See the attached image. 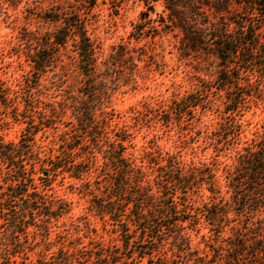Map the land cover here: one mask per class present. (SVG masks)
Listing matches in <instances>:
<instances>
[{"label": "trees", "instance_id": "trees-1", "mask_svg": "<svg viewBox=\"0 0 264 264\" xmlns=\"http://www.w3.org/2000/svg\"><path fill=\"white\" fill-rule=\"evenodd\" d=\"M47 1L36 14L47 30L30 34L21 52L30 69L14 86L0 79V131L7 118L25 125L17 142L0 133V264H264V130L239 144L244 113H264V0ZM129 5L139 11L127 40L101 53L91 37L96 10L105 9L112 24ZM65 50L78 79L70 91L61 90L59 77L42 82ZM165 53L191 67L196 91L135 112L133 127L215 114L214 99L200 93L210 78L208 88L224 102L215 124L190 136V145L202 140L201 152L210 151L198 166L160 153L131 158L128 128H109L111 96L134 89L139 64L149 67ZM50 91H60L61 100L50 101ZM58 126L65 130L57 148H34L38 132ZM231 156L219 184L220 158ZM58 178L91 196V215L117 243L92 238L97 232L87 221H64L72 206L53 191ZM203 191L196 205L192 196Z\"/></svg>", "mask_w": 264, "mask_h": 264}, {"label": "rangeland", "instance_id": "rangeland-1", "mask_svg": "<svg viewBox=\"0 0 264 264\" xmlns=\"http://www.w3.org/2000/svg\"><path fill=\"white\" fill-rule=\"evenodd\" d=\"M0 0V79L1 83L7 86H14L18 80H21V75H25L30 68L24 61V56L21 52H25L28 48L27 39L30 34H42L47 30V26L42 23L36 14L46 9L49 1L36 0L38 7L35 8L33 4L27 0H19L16 7H11L8 3ZM41 2V3H38ZM58 2H62L59 0ZM139 8L136 6H128L121 11V16L115 19L112 24H107L109 17L107 11L104 9H97L95 14L98 15V23L94 26L91 32V37L99 46L100 52L107 54L111 45L120 42V38L126 41L127 31L130 29V22L136 20ZM142 42L141 44H144ZM138 44V45H141ZM137 45V46H138ZM152 46V45H151ZM155 47V46H154ZM157 48V46H156ZM70 49V47H68ZM158 53V52H157ZM70 50L61 51L57 67L54 71H48L42 82L44 85H49V82H54L57 77L61 78V90H75L78 87V79L73 66L70 65L68 56ZM152 64L149 67H144L143 63L139 64V72L135 76L136 86L134 89L128 87L123 88L115 93L109 99L106 112L112 114V119L109 122L110 129L116 131L120 128H128L130 135L129 143L127 145V155L131 158H138L145 152L157 154L160 153L163 157L172 156L176 162L182 166L197 165L200 162L209 161L210 151L206 154L201 152L203 146L202 140L192 141L190 136L198 131L203 125H214L218 120L216 112L222 107L224 102V94L215 89L210 90L208 86L211 85L210 78L201 83L200 93L201 97L206 100L214 99L215 114L207 113L201 117L192 115L187 117V122L183 125L172 123L169 126H162L161 124L148 121L146 125L133 127V120L131 117L135 112L143 111L145 107L158 108L164 104L170 103V100L178 99L181 96L193 93L196 91L197 82L194 79V71L191 67L177 60L175 54H164V57L155 56L150 59ZM65 68V69H64ZM68 70L66 71V69ZM64 69V70H63ZM208 83V84H205ZM203 86L206 87L203 89ZM215 86V84H212ZM60 92V91H59ZM59 92H49L50 101H60ZM63 93V92H61ZM49 105L51 103H48ZM109 114V116H110ZM1 118L4 116V111L0 108ZM201 118V124L198 119ZM243 133L239 137V144L248 138H252L255 132L264 130V113L260 109H253L252 111L244 113L242 116ZM66 121V117H64ZM6 126L0 133L4 141L17 142L23 135L24 124L17 123L11 118L6 119ZM56 130H47L38 132L34 138V148L40 152H50L52 148H57L55 142H59L62 131L65 130L63 126H58ZM190 145V146H189ZM97 156H100L97 154ZM232 156L228 158H220L221 165L217 173L219 184H223V166L232 164ZM78 182L66 179L63 182L58 178L57 183L53 186V191L71 203L72 212L69 219H65L67 224L70 221L81 219L82 222L87 221L90 230H96L97 235L90 233V236L96 240L103 241L104 244L117 243L116 237L111 232L102 231L100 221L92 216L89 210L90 195L80 197L74 189L78 186ZM194 194L192 200L196 205L201 201L200 195ZM207 194V193H206ZM108 229L110 227H107ZM55 232L58 229L54 228ZM82 234V233H79ZM53 235V234H52ZM86 243L87 239H83ZM37 256L32 254V259Z\"/></svg>", "mask_w": 264, "mask_h": 264}]
</instances>
